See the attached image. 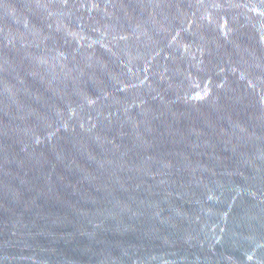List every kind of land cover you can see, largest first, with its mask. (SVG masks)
<instances>
[{
    "label": "water",
    "instance_id": "1",
    "mask_svg": "<svg viewBox=\"0 0 264 264\" xmlns=\"http://www.w3.org/2000/svg\"><path fill=\"white\" fill-rule=\"evenodd\" d=\"M0 264H264V0H0Z\"/></svg>",
    "mask_w": 264,
    "mask_h": 264
}]
</instances>
